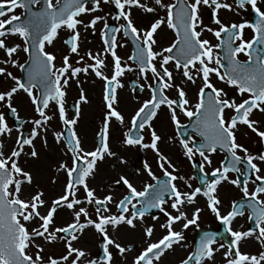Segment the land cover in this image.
<instances>
[{"label":"snow or ice","instance_id":"obj_1","mask_svg":"<svg viewBox=\"0 0 264 264\" xmlns=\"http://www.w3.org/2000/svg\"><path fill=\"white\" fill-rule=\"evenodd\" d=\"M262 4L264 0H0V80L11 81L0 90V264H118L116 257L119 264H162L177 247L188 248L185 230L199 229L203 209L195 205L200 197L223 231H201L179 264H216L217 254L223 264H264V153H250L237 138L240 126H246L264 142L260 122L252 119L257 112L264 115ZM249 8L254 22L241 15ZM17 9L24 11L17 15ZM222 12L241 19L225 21ZM164 28L175 36L167 46L156 38ZM246 29L251 38H245ZM60 30L68 36L58 66L56 53L47 48L54 47ZM97 31L102 46L82 49V36ZM9 37L19 43H9ZM129 44L131 54L124 59L118 49ZM126 73L136 76L128 94L137 101L127 120L119 91L125 88ZM96 80L102 82V118L89 145L77 125L83 106L91 103L84 84ZM73 83L78 98L66 107ZM145 92L140 100L137 93ZM21 93L31 117L21 115L16 102ZM165 109L174 133L167 143L178 145L200 173L196 187L194 177L182 174L161 150L164 133L154 122ZM114 131L120 132L115 141ZM49 138L60 146L51 194L29 166L41 155L36 141L47 149ZM131 150L150 151L160 175L148 160L129 170L123 153ZM217 152L223 158L207 171ZM109 162L112 174L105 181L101 165ZM225 184L241 197L222 211ZM246 213L249 227H234ZM129 233L139 235V247L127 242ZM90 240L96 242L95 255L87 246ZM250 240L258 244L257 252L242 251ZM56 244L62 245L59 254L46 253Z\"/></svg>","mask_w":264,"mask_h":264},{"label":"flooded vegetation","instance_id":"obj_2","mask_svg":"<svg viewBox=\"0 0 264 264\" xmlns=\"http://www.w3.org/2000/svg\"><path fill=\"white\" fill-rule=\"evenodd\" d=\"M167 2V0H166ZM262 7H264V4L261 5ZM108 9L106 8L105 11H107ZM23 9H17L16 10V14L20 15L21 13H23ZM134 12V16L136 15V10H133ZM161 15H163V12H161ZM221 15L223 16V18L225 19V21H236L239 22L241 19V16H235L231 13H226V12H222ZM243 16V18L245 19H249L250 21H255L256 17L255 14L252 13L251 9L249 8L246 12L241 14ZM23 18V17H22ZM86 19V18H85ZM143 23H146L147 20L146 18L142 21ZM205 22L208 23L209 19L206 17L205 18ZM99 25L97 26V28L99 29ZM251 30L250 29H246L245 30V38H251ZM68 36V33L65 30H60L59 32V37L58 39L55 41V45L54 47H48L47 50L48 51H52L55 52L57 55V65L59 66L60 64V60L62 55L65 53L66 51V46L64 45L63 41L64 39H66ZM158 40L159 45L162 46H167L169 43H171L172 40L175 39L174 33L167 29L164 28L163 31H161L159 33V35L156 37ZM210 39L213 40V43H215L214 38L212 37H208ZM83 39V43L81 45L82 49L85 48H91L94 51L101 47V41L99 38V31H97V33L95 35L91 34V32L84 34L82 36ZM9 43H19V39L15 38V37H9L8 39ZM118 54L126 59L127 55L131 54V45H127L124 48H120L118 49ZM241 59H245V57L241 56ZM18 59L20 60V62H23L24 59H26L25 54L21 53L18 57ZM73 60H75V57L72 58ZM14 72V74L16 75H20V70L19 69H10ZM92 79V78H89ZM136 76L134 73H126L125 76L122 78L124 84H125V88L120 91V96H121V109L124 111L126 120L130 117V115L133 112V109L137 106V101L131 99L129 97L128 94V88H129V84L130 81L135 80ZM214 82L215 78L213 77ZM9 82L11 81H3L0 80V90H4L6 87L9 86ZM217 86L219 87H225V90L227 92H229L231 95H235V92L233 89L231 88H227V86L223 85L220 82H216ZM84 88L86 93L88 94L91 103L88 105H84L83 106V111H82V115H81V119L78 122L77 125V130L79 132H81L82 134H85L88 137V141H89V145H91L93 138L95 137V133L98 131L100 124H101V118H102V104H101V93H102V82L99 80H96L95 83H85L84 84ZM78 89L76 88L75 84L73 83L72 87L70 88V90L68 91L67 94V102H66V107L70 106L73 104V102L75 101L76 98H78ZM170 94H174V93H170ZM137 95L139 96L140 100H143L144 98L147 97V92L145 93H137ZM189 97L191 99L192 103H195V96H194V89L192 87L189 88ZM237 99H239L237 97ZM16 102L19 104L20 108H21V114L22 116L28 118V114L29 111L25 112V108L23 106L24 103V94L21 93L19 96L16 97ZM23 102V103H22ZM26 104V103H25ZM28 106V104H26ZM30 108V111L32 113L31 107L30 105L28 106ZM3 110V109H0ZM167 110H163L160 114L158 119L154 122L155 126L157 127V130H163L164 133V141L161 142V150L167 154L170 155L178 164V166L180 167L181 173L186 175V176H192L194 177V179L191 181L193 184V187H196L199 184V180L198 177L200 175V173L194 169L188 161H186L183 156L180 154V150L178 145H173L170 143H167V136L168 135H173V129L171 127V125L168 122V117H167ZM68 115L71 116L72 115V110L69 107L68 110ZM180 119L181 122L185 125L188 124V119L186 117H184L182 114L180 115ZM252 119L258 120L259 123V127L261 130H264V115L260 114V113H255L252 116ZM9 123H11V121H9ZM53 124L55 127L59 128V122L58 121H53ZM26 128H29L30 125H26ZM189 131H191V129H189ZM120 136V132L119 131H114L113 132V140L115 141L118 137ZM147 135H146V139H147ZM237 138H238V142L242 143L245 147L248 148L249 152L252 154H258V153H264V142H262L260 140V138L252 133L249 129H247L246 126H240V130L239 132H237ZM40 141L39 139L36 141L37 142ZM42 144V143H41ZM55 145V143L51 140V138H49V145L50 147L52 145ZM58 149V157H56V163L58 162V160L60 159V146H57ZM129 161L128 164V169L132 170L136 167H139L142 162L144 160H148L150 163L153 164V169L156 172L157 175H160L159 169L156 168L155 163H154V156L153 154L148 151V152H143V151H139V150H131V151H126L123 153ZM223 153L217 152L216 154H213L212 156V160L213 163L212 165L206 166V170L210 171L211 167H217L219 165L220 160L223 158ZM242 155V153H241ZM196 160L199 161V157H196ZM70 163V161H69ZM111 162H109V164H102L101 165V171H100V177H103V179L106 181L108 179V177L112 174L111 173V169L109 167ZM262 167H264V165H261ZM233 176L235 175L234 173L232 174ZM100 177H98V181L100 179ZM64 177L61 175L60 176V180H63ZM150 182V181H149ZM141 184H137V187H141ZM251 187V186H250ZM221 192V198L223 200V210L227 209V207L229 206L230 202L232 200H239L241 197V193L239 192L238 189L232 187L231 185H223L220 189ZM195 206L201 207L203 209L202 213H201V217L199 220V229H196L195 227H190L189 229L185 230V243L188 245L187 249L184 248H179L177 247L175 249L174 252H170L168 253L165 257H163L162 260V264H179V260L181 258H183L186 254L187 251L191 250V246L198 241L199 239V235L201 234V231H223L222 227L220 226L219 222L215 219L214 215L206 208L205 205V201L203 197H200L197 201V204ZM154 214H159L158 212H156L154 210ZM247 213L245 214V217H240L237 219V221L234 224V227H241L242 230H246L249 227V221L247 220ZM161 219H163V217L161 216ZM146 220L148 222H152L150 217H146ZM177 228H179V225H177ZM159 230L156 233V236H159ZM156 237H154L155 239ZM127 242L133 243L135 244L137 247L140 246V238L139 235L137 233H129L126 237ZM94 249H95V254L97 252V248H96V242L94 241ZM259 250V246L258 244L254 241V240H250L248 241L242 248V251H248V252H257ZM130 256L132 254H129ZM116 260L119 264L120 261V257H116ZM216 264H223V260L220 254H217L216 257Z\"/></svg>","mask_w":264,"mask_h":264},{"label":"rangeland","instance_id":"obj_3","mask_svg":"<svg viewBox=\"0 0 264 264\" xmlns=\"http://www.w3.org/2000/svg\"><path fill=\"white\" fill-rule=\"evenodd\" d=\"M10 84H11V82H9V85ZM23 106L26 109L25 112L29 111L28 117H31L33 115V113H31L30 108L28 107L29 105L27 106L25 103H23ZM36 147H37V150L41 154L40 158L43 157V160L47 161L46 166L48 168V172L47 171H45V172L43 171L40 174V177H42L43 179L42 180H41V178L38 179V182L41 184L42 187H44V188L49 190V186L53 187L50 184V180L52 179L53 176L56 175V173L54 171V166L56 164V157H58L57 154H58V149L59 148L57 147V145L53 144L51 147L49 145L48 148L45 149V147L41 144V141L37 142ZM46 152L48 153L47 155H46ZM45 156H46V158H45ZM40 158L37 159V160H30L29 162L31 164H33V166H35L37 169H39L40 168V163H41V159ZM21 159H22V162H23L24 158L22 157ZM49 193L51 194L50 190H49ZM89 244H91L90 245L91 246L90 249L92 251V254L95 255L94 240H91V243L89 242ZM61 251H62V245H60V244L48 246L46 248V253L47 252H54L55 254H59Z\"/></svg>","mask_w":264,"mask_h":264},{"label":"bare ground","instance_id":"obj_4","mask_svg":"<svg viewBox=\"0 0 264 264\" xmlns=\"http://www.w3.org/2000/svg\"><path fill=\"white\" fill-rule=\"evenodd\" d=\"M48 153L46 152V155H47ZM45 158H46V156H45ZM41 159V163H40V168L39 169H37L35 166H33V164H31L30 162H29V166L34 170V178H35V180L36 181H38V179H40L41 178V180L43 179L42 177H40V174L44 171H47L48 172V168H47V166H46V163H47V161H45V160H43V157L42 158H40ZM51 189H52V187H50L49 186V190L51 191ZM59 222V221H58ZM86 239H87V237H86ZM90 243H91V240L89 241ZM89 242H88V247L90 248L91 246V244H89ZM82 244H83V241H82Z\"/></svg>","mask_w":264,"mask_h":264}]
</instances>
